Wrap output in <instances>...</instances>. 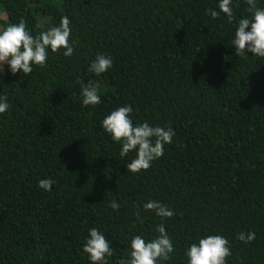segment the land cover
Instances as JSON below:
<instances>
[{
	"label": "trees",
	"instance_id": "1",
	"mask_svg": "<svg viewBox=\"0 0 264 264\" xmlns=\"http://www.w3.org/2000/svg\"><path fill=\"white\" fill-rule=\"evenodd\" d=\"M218 3L0 0V28L23 20L35 36L67 16L74 44L69 57L49 49L30 75L0 71L9 104L0 114V264H91V228L117 264L133 236L151 239L161 223L174 245L163 264H187V247L212 234L229 241L227 264H264V58L231 45L239 19L251 16L246 0H232L231 22L205 14ZM98 54L113 61L100 75L88 70ZM87 84L99 104H82ZM126 105L134 124L175 133L138 173L127 171L135 153L121 158L101 124ZM41 179L54 181L51 191ZM149 200L175 214L145 211ZM241 232L255 239L243 243Z\"/></svg>",
	"mask_w": 264,
	"mask_h": 264
},
{
	"label": "clouds",
	"instance_id": "2",
	"mask_svg": "<svg viewBox=\"0 0 264 264\" xmlns=\"http://www.w3.org/2000/svg\"><path fill=\"white\" fill-rule=\"evenodd\" d=\"M246 4L251 16L239 19L231 45L238 56L250 52L253 56L264 58V8L257 6V0H246ZM218 9L219 11L206 9L205 14H210L216 19L224 13L229 22L234 19L232 0H219ZM70 23V19L63 16L58 26H52L35 36L30 33L23 20L0 28V71H3L4 65L7 64L12 74L22 71L26 76L30 75L33 65H46L49 49L54 53L64 49L63 55L71 56L74 44L69 42ZM112 65L110 57L98 54L88 70L100 75ZM81 96L84 106L99 104L101 100L94 84L82 85ZM8 108L7 97H0V114ZM132 111L131 106H119L106 115L101 124L111 139L121 145V158L128 157L131 152L135 153V156L128 160L127 171L138 173L147 170L154 160L163 155L164 145L172 143L175 133L171 127L150 126L147 122L134 124L130 118ZM53 183L50 179H41L38 187L51 191ZM109 207L117 210L120 205L113 200ZM143 208L145 211L154 212L161 219L171 218L175 214L167 205L155 200L147 201ZM136 215L139 219V212ZM154 231L157 235L151 239H145L142 235L133 236L129 243L128 257L121 258L117 264H163L171 260L174 245L164 225L157 224ZM255 236V232H241L237 239L247 244L253 241ZM83 251L88 255L91 264H107L106 257L114 254L110 241L97 228L89 230ZM231 254L229 241L216 234L199 238L198 242L191 243L185 252L187 264H227V258Z\"/></svg>",
	"mask_w": 264,
	"mask_h": 264
}]
</instances>
